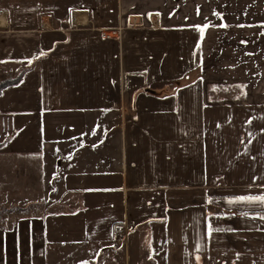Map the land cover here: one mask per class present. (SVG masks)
<instances>
[{"label":"crops","instance_id":"0c3cea01","mask_svg":"<svg viewBox=\"0 0 264 264\" xmlns=\"http://www.w3.org/2000/svg\"><path fill=\"white\" fill-rule=\"evenodd\" d=\"M18 70L0 264H264V0H0Z\"/></svg>","mask_w":264,"mask_h":264},{"label":"rangeland","instance_id":"374dc122","mask_svg":"<svg viewBox=\"0 0 264 264\" xmlns=\"http://www.w3.org/2000/svg\"><path fill=\"white\" fill-rule=\"evenodd\" d=\"M5 124L7 125V120L0 118V143L6 142L7 138L9 137L7 135H2V133L5 130V127H4ZM34 193L35 191H32L31 193H28V196L33 197ZM10 205L0 204V234L5 235L6 237H7V221H11L10 219L7 218L8 215H14V218L22 217V218L28 219V218H33L34 216H41L43 213V209L34 208L32 206L33 204H28L27 206L23 208L14 207ZM123 232H124L123 229L118 230L117 231L118 236L119 237L122 236ZM0 249H2V255L0 257V261L1 263L2 262L4 263L5 255L3 252V247H1Z\"/></svg>","mask_w":264,"mask_h":264},{"label":"trees","instance_id":"16d2710c","mask_svg":"<svg viewBox=\"0 0 264 264\" xmlns=\"http://www.w3.org/2000/svg\"><path fill=\"white\" fill-rule=\"evenodd\" d=\"M25 70H18L14 74L8 73L0 77V92L10 86L16 85L24 75ZM2 144H0L1 148ZM19 209V208H18ZM20 210V209H19Z\"/></svg>","mask_w":264,"mask_h":264},{"label":"snow or ice","instance_id":"6c2138e0","mask_svg":"<svg viewBox=\"0 0 264 264\" xmlns=\"http://www.w3.org/2000/svg\"><path fill=\"white\" fill-rule=\"evenodd\" d=\"M207 27V26H205ZM235 202H259L261 204H264V195H259V196H241V197H237ZM229 203H233V201H229ZM262 219H264V217H261ZM216 231H224V229L221 228H213L211 226V224H209L208 226V234L211 235L213 232ZM197 259H199V257H197Z\"/></svg>","mask_w":264,"mask_h":264},{"label":"built area","instance_id":"2783aa9c","mask_svg":"<svg viewBox=\"0 0 264 264\" xmlns=\"http://www.w3.org/2000/svg\"><path fill=\"white\" fill-rule=\"evenodd\" d=\"M119 30V29H118ZM118 30H113V31H110V32H108V31H103V32H101L100 33V37H101V39H103V40H106V39H110V38H114V37H112L111 35H109L110 33L111 34H115V33H117L118 32ZM118 230H120V229H116L115 230V234H114V238L115 239H118V234H117V231Z\"/></svg>","mask_w":264,"mask_h":264},{"label":"bare ground","instance_id":"6f19581e","mask_svg":"<svg viewBox=\"0 0 264 264\" xmlns=\"http://www.w3.org/2000/svg\"><path fill=\"white\" fill-rule=\"evenodd\" d=\"M119 31V30H118Z\"/></svg>","mask_w":264,"mask_h":264}]
</instances>
